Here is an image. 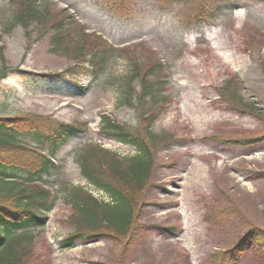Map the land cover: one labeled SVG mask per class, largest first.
<instances>
[{"label": "rangeland", "instance_id": "obj_1", "mask_svg": "<svg viewBox=\"0 0 264 264\" xmlns=\"http://www.w3.org/2000/svg\"><path fill=\"white\" fill-rule=\"evenodd\" d=\"M45 1L52 3V13L66 11L73 18V33L101 37L119 52L88 91L77 87L89 86L84 67L72 81L41 77L65 73L78 60L50 52L49 41L41 38L48 25L32 22L28 29L8 31L12 14L9 4L2 6L0 69L8 71L0 80V116L86 126L56 154L58 171L49 188L58 200L47 226L32 231L28 264H212L250 228L264 230V4L218 0L214 22L186 31L183 20L202 0H128L119 9L118 0ZM152 55L166 70L167 101L151 127L165 139L140 200L138 238L132 245L104 238L61 249L59 243L76 230L63 186L110 201L82 177L78 150L94 145L120 158L135 155L102 136L100 121L105 115L125 127L138 126L139 106L121 104L118 89L133 62ZM233 79L243 101L262 114L245 113L221 98ZM237 264L264 260L253 249Z\"/></svg>", "mask_w": 264, "mask_h": 264}, {"label": "trees", "instance_id": "obj_2", "mask_svg": "<svg viewBox=\"0 0 264 264\" xmlns=\"http://www.w3.org/2000/svg\"><path fill=\"white\" fill-rule=\"evenodd\" d=\"M166 1L176 4L184 0ZM256 1L264 4V0ZM217 2L202 0L196 3L181 27L190 31L214 22L220 10L216 8ZM4 3L9 4L8 10L12 14L7 23L8 31L17 26L28 29L32 22L48 25L41 38L49 41L50 52H63L78 60L76 65L61 73V77H75L79 68L84 67L82 73L90 80L86 90L105 72L117 51L101 37L80 30L73 33V18L66 11L52 13V3L48 1L0 0V13ZM127 3L128 0H118L115 8ZM252 41L257 44L256 39ZM260 62L264 63L262 59ZM7 71V68L0 69V80ZM165 76L164 66L154 56L136 60L118 90L121 104L135 108L137 103L140 123L130 128L108 116L101 117L100 134L109 141L132 148L135 151L132 158H120L94 145H85L78 150L75 161L82 177L110 201L99 200L81 187L63 186L64 200L74 211L76 230L59 243L61 249L104 238L132 245L138 238L140 200L154 171L155 151L165 139L155 134L151 127L158 116L157 111L167 101ZM238 88L236 80L227 82L220 91L221 98L245 113L262 114L255 104L243 101ZM260 116L264 118V115ZM85 127L81 123L47 126L28 115L0 116V264H28L30 245L34 242L32 231L46 227L48 215L58 200L49 188V179L58 171L52 159L70 140L83 134ZM253 249L258 251V258L264 260V230L258 227L250 228L231 252L218 256L212 264H237Z\"/></svg>", "mask_w": 264, "mask_h": 264}]
</instances>
